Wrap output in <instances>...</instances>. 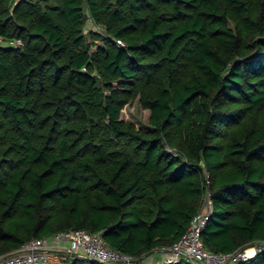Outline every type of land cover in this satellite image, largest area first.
I'll list each match as a JSON object with an SVG mask.
<instances>
[{
  "label": "trees",
  "instance_id": "obj_1",
  "mask_svg": "<svg viewBox=\"0 0 264 264\" xmlns=\"http://www.w3.org/2000/svg\"><path fill=\"white\" fill-rule=\"evenodd\" d=\"M0 39V257L84 229L144 259L185 233L204 171V246L264 241V0H0ZM136 99L148 131L120 118Z\"/></svg>",
  "mask_w": 264,
  "mask_h": 264
},
{
  "label": "built area",
  "instance_id": "obj_2",
  "mask_svg": "<svg viewBox=\"0 0 264 264\" xmlns=\"http://www.w3.org/2000/svg\"><path fill=\"white\" fill-rule=\"evenodd\" d=\"M1 41V39H0ZM118 45H123L117 41ZM175 154V152H174ZM204 189L198 209L185 233L172 245L160 246L156 264L186 260L193 264H234L246 261L264 251V241H256L233 252H213L207 249L201 234L213 210L211 177L204 171ZM65 255L82 256L103 264H147L111 248L100 232L74 229L51 237L32 238L15 251L0 257V264H63Z\"/></svg>",
  "mask_w": 264,
  "mask_h": 264
},
{
  "label": "rangeland",
  "instance_id": "obj_3",
  "mask_svg": "<svg viewBox=\"0 0 264 264\" xmlns=\"http://www.w3.org/2000/svg\"><path fill=\"white\" fill-rule=\"evenodd\" d=\"M96 31L102 33V28L97 26L91 18H87L84 24V32ZM150 111L144 109L138 99L125 105L121 111L120 118L125 122L133 123L134 127L138 131H148L151 129L149 125ZM169 151L175 152L173 147L167 146Z\"/></svg>",
  "mask_w": 264,
  "mask_h": 264
},
{
  "label": "crops",
  "instance_id": "obj_4",
  "mask_svg": "<svg viewBox=\"0 0 264 264\" xmlns=\"http://www.w3.org/2000/svg\"><path fill=\"white\" fill-rule=\"evenodd\" d=\"M159 256L154 251L147 254L144 258L147 264H156L158 262Z\"/></svg>",
  "mask_w": 264,
  "mask_h": 264
}]
</instances>
